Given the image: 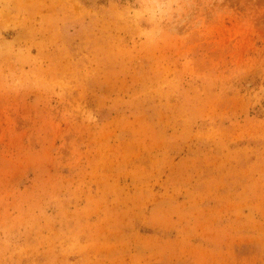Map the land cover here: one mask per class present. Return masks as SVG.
<instances>
[{
	"label": "rangeland",
	"instance_id": "obj_1",
	"mask_svg": "<svg viewBox=\"0 0 264 264\" xmlns=\"http://www.w3.org/2000/svg\"><path fill=\"white\" fill-rule=\"evenodd\" d=\"M0 264H264V0H0Z\"/></svg>",
	"mask_w": 264,
	"mask_h": 264
}]
</instances>
